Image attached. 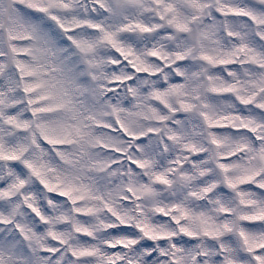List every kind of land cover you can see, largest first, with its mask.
<instances>
[{"label":"clouds","instance_id":"clouds-1","mask_svg":"<svg viewBox=\"0 0 264 264\" xmlns=\"http://www.w3.org/2000/svg\"><path fill=\"white\" fill-rule=\"evenodd\" d=\"M0 264H264V0H0Z\"/></svg>","mask_w":264,"mask_h":264}]
</instances>
